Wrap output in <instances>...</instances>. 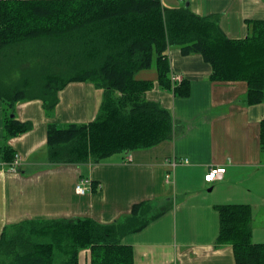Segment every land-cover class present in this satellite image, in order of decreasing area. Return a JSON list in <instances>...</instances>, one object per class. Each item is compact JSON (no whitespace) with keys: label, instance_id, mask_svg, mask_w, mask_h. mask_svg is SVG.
<instances>
[{"label":"trees","instance_id":"16d2710c","mask_svg":"<svg viewBox=\"0 0 264 264\" xmlns=\"http://www.w3.org/2000/svg\"><path fill=\"white\" fill-rule=\"evenodd\" d=\"M185 2L165 7L162 0H0V99L7 108L38 99L50 115L58 92L75 81L91 82L101 94L93 121L47 126L51 163H96L169 141L170 112L147 99L152 84L135 74L149 69L155 54L159 85L169 89L166 51L172 46L199 54L211 67L212 81L245 82L248 105L264 103V21L252 22L245 38L230 39ZM29 60L33 66L11 79ZM172 91L188 94L185 83ZM30 128L29 122L7 117L5 137ZM258 134L264 151V119ZM216 210V245H229L235 264H264V243L251 240V208L234 204ZM161 214L141 202L110 224L91 218L21 221L0 236V264H79L81 251L88 252V264H133L123 238Z\"/></svg>","mask_w":264,"mask_h":264},{"label":"crops","instance_id":"0c3cea01","mask_svg":"<svg viewBox=\"0 0 264 264\" xmlns=\"http://www.w3.org/2000/svg\"><path fill=\"white\" fill-rule=\"evenodd\" d=\"M183 1L162 3L178 7ZM189 8L215 21L230 39L245 38L252 22L264 21V0H189ZM166 52L169 89L159 85L155 54L150 68L135 74L152 84L147 99L172 117V138L150 148L121 151L96 163L54 164L47 156V126L93 121L100 92L91 82H69L50 115L38 99L19 101L13 110L0 99V236L25 220L91 218L110 224L145 202L162 214L123 238L133 264H235L231 247L216 245V207L244 204L251 208L252 242L264 243V151L258 142L264 103L245 102L243 81H212L211 67L199 54H184L180 46ZM171 74L182 77L176 86L185 83L186 96L174 94ZM7 117L29 122L30 130L5 137ZM15 155L20 162L12 172ZM183 159L187 162L172 168L173 160ZM214 167L225 173L209 185L204 175ZM80 177L93 185L84 195L74 192ZM82 258L88 264L87 251L79 253V264Z\"/></svg>","mask_w":264,"mask_h":264},{"label":"built area","instance_id":"2783aa9c","mask_svg":"<svg viewBox=\"0 0 264 264\" xmlns=\"http://www.w3.org/2000/svg\"><path fill=\"white\" fill-rule=\"evenodd\" d=\"M171 81L176 86L182 82V77L178 74H171ZM19 162H20L19 156L15 155L13 161L9 164L8 170L12 172H17L19 167ZM186 162L187 159H183L180 161L173 160L170 164L172 168H174L177 165V163H186ZM224 173H225L224 167L210 168L208 172L204 175V181L209 185L214 184L222 180ZM92 187H93L92 181L89 178L80 177L79 181L76 183L74 187V192L77 195H84L90 192V190H92Z\"/></svg>","mask_w":264,"mask_h":264},{"label":"rangeland","instance_id":"374dc122","mask_svg":"<svg viewBox=\"0 0 264 264\" xmlns=\"http://www.w3.org/2000/svg\"><path fill=\"white\" fill-rule=\"evenodd\" d=\"M186 1H189V0H186ZM186 3V2H185ZM181 4H183V2L181 3ZM34 61L33 60H29V61H26L25 63H23V64H21V65H19L18 66V68L17 69H15L12 73H11V76H10V78L12 79H16V78H18V77H20V75H21V72H23L24 70H26V69H28L29 67H32L33 66V63ZM171 201H172V198H171ZM170 200H169V202H171ZM153 207H155V208H158V207H156V205H153ZM85 260H83V258L81 259V263L80 264H86L85 262H84Z\"/></svg>","mask_w":264,"mask_h":264},{"label":"water","instance_id":"95a60500","mask_svg":"<svg viewBox=\"0 0 264 264\" xmlns=\"http://www.w3.org/2000/svg\"><path fill=\"white\" fill-rule=\"evenodd\" d=\"M188 6H189V1H186L185 7H188ZM210 190H211V188L208 189V191H210Z\"/></svg>","mask_w":264,"mask_h":264}]
</instances>
